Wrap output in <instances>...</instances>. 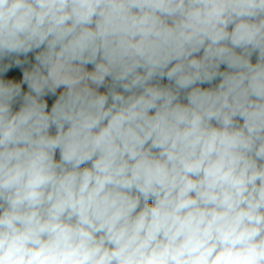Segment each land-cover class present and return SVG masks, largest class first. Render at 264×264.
Here are the masks:
<instances>
[{
    "label": "clouds",
    "instance_id": "clouds-1",
    "mask_svg": "<svg viewBox=\"0 0 264 264\" xmlns=\"http://www.w3.org/2000/svg\"><path fill=\"white\" fill-rule=\"evenodd\" d=\"M0 264H264V0H0Z\"/></svg>",
    "mask_w": 264,
    "mask_h": 264
}]
</instances>
